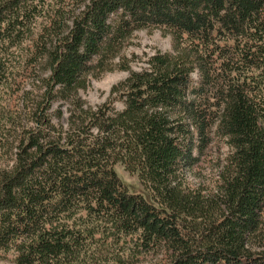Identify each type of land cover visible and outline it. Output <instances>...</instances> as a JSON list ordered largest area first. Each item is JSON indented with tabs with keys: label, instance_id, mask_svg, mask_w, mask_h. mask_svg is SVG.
I'll use <instances>...</instances> for the list:
<instances>
[{
	"label": "trees",
	"instance_id": "1",
	"mask_svg": "<svg viewBox=\"0 0 264 264\" xmlns=\"http://www.w3.org/2000/svg\"><path fill=\"white\" fill-rule=\"evenodd\" d=\"M142 29L172 51L135 71L125 50ZM116 70L120 111L81 108L55 130L50 102ZM35 79L33 125L0 165V251L15 264H100L94 251L119 242L162 264H264V0H0V89L24 98ZM215 139L228 150L213 187L196 185L185 172Z\"/></svg>",
	"mask_w": 264,
	"mask_h": 264
},
{
	"label": "rangeland",
	"instance_id": "2",
	"mask_svg": "<svg viewBox=\"0 0 264 264\" xmlns=\"http://www.w3.org/2000/svg\"><path fill=\"white\" fill-rule=\"evenodd\" d=\"M156 50L162 52L172 51V39L168 34H163L158 29H142L135 32L132 43L125 50L127 56L132 59L131 69L135 71L142 70L146 66L145 62L148 56ZM40 74L43 75L44 73L41 72ZM127 76V71L116 70L91 78L87 87L79 90L75 96L67 99L57 98L50 102L49 108L44 114L55 130L65 131L77 128L78 117L81 115L82 109L94 110L106 103L111 110L120 111L123 108V101L120 92L113 91V88ZM44 90L45 88L40 79L29 81L24 85L23 91L26 92L24 98H22L21 93L19 98L11 97L5 88L0 89V113L5 114L4 117L0 116V125L5 126V128L0 127V130L2 133L6 129L11 131L8 141L5 138L1 141L5 144L4 147H0L1 166L10 165L13 162V152L19 143L18 140L22 138L23 132L33 125L30 112L35 109L37 102L41 100V94ZM11 109H14L13 112L15 113H13L11 119H7ZM210 147L211 149L202 156L200 162L191 170L185 172L187 180L208 188L213 187V180L216 179V174L228 150L227 144L222 139H215ZM114 169L129 192L140 193L150 200V194L140 183L137 174L127 172L121 164H116ZM117 244L119 245L110 247L107 251H103L102 247L98 249V253L94 251V259H101L100 264H105L107 258L108 264H162L163 255L158 252L131 256L122 251L123 248L129 246V242L125 246L121 242ZM99 252H102V254H99ZM112 256H119L121 260L113 262ZM0 264H15L12 250L0 251Z\"/></svg>",
	"mask_w": 264,
	"mask_h": 264
}]
</instances>
